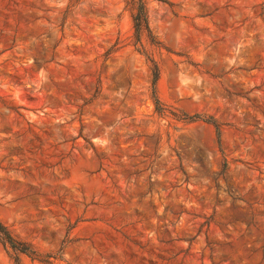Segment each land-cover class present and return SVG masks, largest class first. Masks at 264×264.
<instances>
[{
  "label": "rangeland",
  "instance_id": "374dc122",
  "mask_svg": "<svg viewBox=\"0 0 264 264\" xmlns=\"http://www.w3.org/2000/svg\"><path fill=\"white\" fill-rule=\"evenodd\" d=\"M138 1L0 0V264H264V0Z\"/></svg>",
  "mask_w": 264,
  "mask_h": 264
},
{
  "label": "trees",
  "instance_id": "16d2710c",
  "mask_svg": "<svg viewBox=\"0 0 264 264\" xmlns=\"http://www.w3.org/2000/svg\"><path fill=\"white\" fill-rule=\"evenodd\" d=\"M134 11L135 12L133 14V24H134L136 44H138L141 42L144 33L150 34L149 11L146 2L143 0H139L137 3H135ZM152 75H153L152 99L155 104V110L159 114H163L164 109L162 108L160 100L156 95V89H155L156 83L159 79V72L157 66H155V68L153 69ZM215 127L216 129H218L217 125H215ZM0 240L6 247H10L15 252L29 254L28 248L25 247L22 243L16 241L1 223H0Z\"/></svg>",
  "mask_w": 264,
  "mask_h": 264
}]
</instances>
